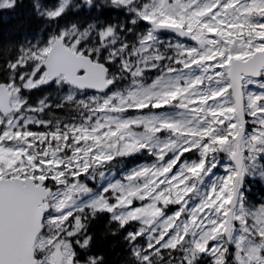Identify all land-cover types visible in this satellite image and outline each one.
<instances>
[{"label":"snow or ice","instance_id":"obj_1","mask_svg":"<svg viewBox=\"0 0 264 264\" xmlns=\"http://www.w3.org/2000/svg\"><path fill=\"white\" fill-rule=\"evenodd\" d=\"M0 264H264V0H0Z\"/></svg>","mask_w":264,"mask_h":264},{"label":"trees","instance_id":"obj_2","mask_svg":"<svg viewBox=\"0 0 264 264\" xmlns=\"http://www.w3.org/2000/svg\"><path fill=\"white\" fill-rule=\"evenodd\" d=\"M10 23H12V22H10ZM255 195L257 196V198L259 197V195H260V193H259V191H256L255 192Z\"/></svg>","mask_w":264,"mask_h":264}]
</instances>
